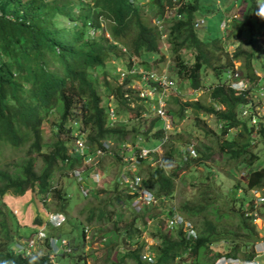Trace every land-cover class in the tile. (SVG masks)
Returning a JSON list of instances; mask_svg holds the SVG:
<instances>
[{"label": "trees", "instance_id": "obj_1", "mask_svg": "<svg viewBox=\"0 0 264 264\" xmlns=\"http://www.w3.org/2000/svg\"><path fill=\"white\" fill-rule=\"evenodd\" d=\"M78 1L81 3L79 6L73 0H0V152L4 147L15 148L16 154L20 150L25 151L23 160L10 161L0 166V264H54L49 254L23 255L12 249L18 240L15 239V224L3 208L1 198L7 193L23 195L29 189H38L46 194L57 170L63 166L73 168L82 164L83 158L70 152L71 132L75 124L73 121L83 125L88 132V142L93 145H101V140L106 139L122 142L129 135L136 139L140 133L146 137L153 136V139L164 135L165 123L160 117L154 119L147 130H143L141 125H133L132 129H128L125 124L110 126L107 116L108 95H116L115 102H118L119 107L121 103L127 104L132 94L127 86H131L135 79H143V74H127L121 84V73L116 72L117 61H126L128 69L133 64L131 58L137 56L143 60L138 65L143 67L148 63V53H159L158 41L162 34L157 25L152 24L149 13L160 19L166 6L174 5V1L90 0L87 4L83 3L84 0ZM205 2L206 0H187V4L179 8L183 13L182 19H164L169 30L166 43L175 59L179 60L178 66L176 65L178 75L189 82L190 88H204L202 81L210 68L216 78L214 85L207 88L210 102L205 103L200 99L187 101L179 110L180 116L183 118L186 110L193 109L197 120L201 122L199 113L205 111L206 114H214L222 126L219 131L205 126L206 134L216 142L217 147L188 144V147L182 149L177 144L181 141L177 135L176 138H169L160 162H156V155L139 159L137 165L140 171L145 170L142 164L145 165L148 171L145 170L147 184L160 198L171 197L175 192V173L168 172L167 167L175 162L178 166L185 164L188 169L201 165L208 167L215 151L226 156L232 163L227 171L228 175H240L239 170L246 168L245 173H248L244 179L247 180L248 188L264 185V166L254 167L258 161H264V155L256 148L257 143L264 145V121L258 123L257 120L253 124L247 117H241L242 105L251 101L247 96L248 92L238 94L225 85V69L233 68L235 59L242 61L248 78H257L254 72L255 43L256 37L262 32L251 28V25L256 21L264 26V9L259 8L260 3L256 0H245L247 6L242 12L243 18L235 19L233 29L241 37L246 33L250 46L246 49L240 45L230 55L223 42V33L219 30L220 17L213 28L194 27V20L203 12ZM255 15L258 17L254 18ZM103 21H108L110 37H105L104 34L91 35V30L102 28ZM203 30H206L205 33ZM122 47L127 51H122ZM186 49H192V64L188 63L183 53ZM112 60H116L114 64L117 75L114 84L110 81L111 74L107 69ZM260 69L264 72V63L260 65ZM102 73L104 77L101 76ZM171 77L175 80L172 75ZM101 88H104V93H101ZM146 100L150 101H143ZM130 109L131 107H127L126 110ZM147 110L152 111L151 107H147ZM51 113L56 116L53 126L56 140L49 143L45 140L44 123ZM233 128H237L238 132L232 135ZM40 156L43 157L44 165L38 173L35 166ZM220 174L213 166L208 167L204 173L205 178L200 177V180L209 183L199 192V202L190 204L187 201L179 206V212L195 222L197 239H187L181 228L176 231L166 228V231L161 226H154L156 230L153 237H159L162 245L149 246L150 256L154 259L153 262L149 261L144 250L146 242L142 238V233L147 228L145 218L148 216L157 220L160 212L165 211L152 212L153 208L144 207L141 213L137 212L128 206L133 196L122 188L126 195L119 194L116 198L119 204L133 211L134 218L125 226V233L117 226L115 236L116 239L124 236V240H129L126 243L136 244L137 247L125 251L124 248L120 249V244H116V241L112 245V229L102 235L106 237L104 243L109 246L104 249L103 258L102 255L98 257V251L93 249L92 256L101 259V264H215L214 261L222 255V251L212 245L226 238L233 245V250L227 256L239 257L243 253L247 257H242L251 258L253 252L246 250L244 254L242 249L249 248L255 241L262 239L252 216L246 215L251 210L240 208L239 200L233 197L231 190L229 195L232 199H225L224 208L220 209L215 200H211L217 189L215 199H223L222 191L216 186ZM210 180H215V183ZM117 186L120 187L119 182ZM240 186L241 183L236 184L237 188ZM66 192L64 188L54 190L53 196L61 202L59 208L62 210L69 207ZM92 210L90 223L95 215L94 209ZM173 210L171 208L165 213L166 216ZM99 214L102 218L106 210L102 209ZM118 216L121 218L120 214ZM138 220H143L142 228L136 226ZM117 222L116 220V225ZM84 230L80 231L78 238L85 237ZM113 248L119 249L117 260H112V254H107ZM80 259L86 257L80 254ZM179 259L183 261L180 262Z\"/></svg>", "mask_w": 264, "mask_h": 264}, {"label": "rangeland", "instance_id": "obj_2", "mask_svg": "<svg viewBox=\"0 0 264 264\" xmlns=\"http://www.w3.org/2000/svg\"><path fill=\"white\" fill-rule=\"evenodd\" d=\"M47 1H53V0H47ZM65 1V0H63ZM74 3L79 6L81 5L80 1L73 0ZM260 3L259 8L262 10L264 9V0H256ZM83 3H90V0H84ZM233 3V4H232ZM232 4L231 6H229ZM211 7L215 8V6L211 3H209ZM227 6H229V9L227 10ZM247 6V3L245 0H224L221 3V9L224 11L222 12L223 15L225 13H228V17L231 18L230 26H227L226 30L223 34V42L224 45H226V51H228V54L232 55V53L235 51V49L238 46H242L244 48H249L250 42H249V36L244 33V35L240 38V35L236 32V30L233 29L236 21L241 20L243 18L242 12L244 8ZM148 13V10H147ZM149 16L152 18V24H159V19H156L153 17L150 13ZM219 16V15H218ZM220 17V23L222 21V17ZM258 16H254V18H257ZM234 19V20H233ZM67 23V21H64ZM108 21H103L102 28L98 30H91V35H102L104 34L105 37H110V33L107 29ZM209 27H214V21L211 22V24H208ZM162 26L159 25V28ZM254 28L256 31L262 32L260 38H258V44L255 43V50H256V58H258V62L256 63V68L260 70V65L262 62H264V57L261 54V52L264 50V26L261 24V22H254V24L251 25V28ZM261 27V28H260ZM206 30H203L205 33ZM221 31V30H220ZM164 36L161 40L158 41L159 45V53H148L146 59H148V65L150 69L153 68H159V72L157 73V76L164 75L167 73L168 76L172 75L173 78L176 80V84L178 87V90L176 88L175 91L173 89L168 88V86L164 89V92L168 95L171 94L168 97V101H166V109L168 110V114L164 120V123L169 125L168 129V136L170 138H176L178 135L181 138V141H178V145L183 149L188 147V144H193L196 147L197 146H203L205 145H214V147H217L216 142L206 134V128L205 126L215 130L219 131L220 129V122L216 119V116L214 114H206L205 111H201L199 113V117L202 119L201 122L197 120V114L193 109L186 110L184 117L182 118L180 116L179 110L181 109L182 105H186V102L201 99L203 102L207 103L210 102V94L208 91V87L211 85H214L216 82V78L214 77V71L210 68L207 72V76L205 79H203L204 83V89L198 92H194L192 88H190L189 82L186 79H183L180 77L176 70V65L178 66V59H175V55L172 53L170 46L166 43V37L167 34L166 31H162ZM214 34V32H213ZM257 36V37H258ZM260 50H258V48ZM192 49L189 51L186 49L183 53L188 61L189 64L194 63V55L192 54ZM226 56V55H224ZM150 58H154L153 61H150ZM225 60H223L224 62ZM116 60H112L111 63L107 66V69H109L110 75V81L112 84L116 81V72H120L124 69V66L126 65V61L119 60L117 61V68L115 72L116 65L114 64ZM235 66H238L240 64V61L237 59L234 60ZM114 65V67H113ZM113 67V68H112ZM122 69V70H120ZM261 71V70H260ZM103 76V73L101 74ZM104 77V76H103ZM123 76L121 75L119 79V83H122L124 80L122 79ZM136 78V77H135ZM156 78V77H154ZM118 80V79H117ZM101 82H103V78L101 77ZM255 83L261 87L264 85V78L257 79ZM144 85H148V80H138L135 79L134 84L132 86V89L136 91L139 90L140 95H153L150 92L144 90L141 92L142 89H144ZM146 89V88H145ZM149 89V88H147ZM104 88H101V93H104ZM196 93V94H195ZM173 95V96H172ZM253 96H256V93L252 94ZM166 97V96H165ZM164 98V97H163ZM165 99V98H164ZM167 100V99H166ZM149 101H143L141 103V100L139 99L137 101V104L139 105V108L137 110H126L127 107L121 103V106L119 107L118 102H114L113 100H110L108 103L113 104L111 107L109 106V109L107 110V116L108 120H110V110L113 109L115 113L118 110L119 115L126 118L129 122V125L132 126L137 123V125L143 126V130H147L152 121L159 116L156 112H152L147 110V107H149L148 104ZM118 106V109H117ZM156 106H154L155 108ZM172 110V112H170ZM140 113V114H139ZM175 113H178L177 115H174ZM262 111L260 114H263ZM263 117V116H262ZM56 121V116L51 113L49 117L47 118L46 122L44 123V135L46 142H52L56 140L54 136V123ZM260 123V122H259ZM54 128V129H53ZM232 135L234 132L237 133V129H232ZM255 137H257L256 132H254ZM143 137V144L145 140L148 144H152L155 142V139H153V136H150L149 138L145 136ZM152 137V138H151ZM63 138V137H61ZM65 138V137H64ZM66 139V138H65ZM135 140V138H133ZM128 141H131L129 139ZM115 144L113 148L116 151H121L119 149V145L117 142L113 141ZM262 143V142H261ZM72 144V143H71ZM159 145V144H158ZM72 149V147H70ZM257 151L264 155V145L263 143H257ZM165 150V149H164ZM128 155H132L129 151L123 150ZM162 151V148L159 149V152ZM23 154H25V151L20 150L16 154V149L12 147H4L2 152H0V166H4L6 163L14 160L20 159L23 160ZM125 155L122 159L115 158L114 156H106L101 164L99 165V170L102 173V178L98 182L97 186L93 185L91 183V180L87 176L85 178V182L79 183L78 179L75 178V174H73L72 170L69 169L66 166H63L61 170L57 171L54 176V186L59 189H65L69 193L72 194V197L69 198V207L66 209L68 211H65L67 214V221L65 222V225L58 230H61L60 233L63 237H65L68 241L70 239L72 246L75 245L78 247V250H74L73 254H69L70 252H65L67 250H71L72 246L69 245V248L62 247L60 249L56 247V252H59V254L56 255L55 260L59 262L60 264H85L83 259H80V254L83 257H86V264H101L102 260L96 259L94 256H92L93 251H98V257L102 255L104 249H107L109 247L106 243H104L105 238L101 237L103 233L111 231L113 229V241L111 242L112 245H114V242L116 241V244H120V249L124 248L123 250H133L136 244L126 243L127 241L124 240V236L120 237L123 240H117L120 239L119 237L116 239L117 236L115 234L117 231V226L122 229V231L125 233V226L127 223L132 221L134 218L133 211L130 210V208L135 207V203L131 201L129 203V207L121 205L118 203L117 195H126L124 192V189L121 187L115 186L112 182V180L126 175V173L129 174L130 170L129 168L133 165V162L135 159L130 158L128 155ZM159 154V153H158ZM159 155V159L156 162H160L161 155ZM178 158V157H177ZM215 161V162H213ZM154 162V163H156ZM212 164V165H211ZM211 164H208V167L213 166L214 170H217L221 172V174L218 177V181L216 183V186L219 187V189L223 193V199L219 197V199L216 198L217 190H214V194L211 196V200H215V203L221 207L220 209L225 207V199L231 200V196L229 195V192L231 190L233 197L235 196L237 198V201L239 200V206L240 208L244 209L245 206L248 209L249 203L252 199V195L249 191L244 189L242 187V190L240 191L239 188L236 187V183L240 182V179L242 178V175L234 178L230 177L228 178L227 171L231 168L232 163L230 160L222 155L219 152L214 153L213 159ZM44 160L43 157L40 156L38 161L36 162L35 169L38 173H40L43 169ZM89 166V164H83V168ZM144 169L147 171L145 168ZM177 163L175 162L171 167H167V171L172 173L174 172V179H175V192L171 197H162L161 199H158V203L155 205L156 208H154L153 211H165L160 212L159 219L154 220L146 216L145 220L148 221V227L146 230L142 233V238L145 239L146 245L144 247V250L146 252V256H149L151 251L149 250V246H161L162 242L159 237H153V232L156 230L154 226H161L163 229L167 231V226H165V218L166 214L171 207H175L177 211H179V206L183 204L184 202L189 201L190 204H195L196 202H199V192H202V189L205 188L209 182H204L203 179L200 180V177H204L205 171L208 169V167L201 165L197 166L196 168H190L185 164L179 165L177 167ZM260 166H264V161H258L257 165H255V168H260ZM135 169V167H133ZM246 169V168H245ZM140 169L137 166V171L140 172L143 177L146 178V171ZM148 172V171H147ZM104 173V174H103ZM89 175V174H88ZM192 175H195V178H192ZM75 176V177H74ZM202 177V178H203ZM205 178V177H204ZM239 180V181H238ZM215 183V180H210ZM147 182V181H146ZM148 183V182H147ZM205 183V184H202ZM114 185V186H112ZM149 185V184H148ZM88 186V187H87ZM95 188L96 190L90 195V196H84L82 193V190L80 188ZM153 191V190H152ZM87 190L84 192L86 193ZM213 192V191H210ZM208 196V195H207ZM45 202V206L49 210H58L60 209L61 202H58L52 195L49 196ZM226 197V198H225ZM229 198V199H228ZM198 199V200H197ZM1 202L3 203V208L6 210V212L9 215V218L13 220V224H15V232L19 237H17L19 240L23 238H28L32 235V233L35 232L36 224L35 219L38 218V216L44 217L46 215L45 206L42 203V193L38 189H30L28 190L24 195H14L12 193H7L5 197L1 198ZM238 206V203H237ZM95 211V215H93V220L91 223L89 222V218L92 216L93 210ZM102 209L106 210L105 216L101 218V215L99 214V211ZM163 213V214H162ZM181 213V212H180ZM260 213L264 216V208H260ZM118 214L121 215V218H119ZM183 216L184 214L181 213ZM186 218H188L186 216ZM234 218V216L232 217ZM189 219V218H188ZM118 221L117 225L115 224V221ZM191 220V219H189ZM237 220V218L235 219ZM234 220V221H235ZM192 224L195 225V222L191 220ZM74 223V224H72ZM143 220H138L136 224L142 225ZM256 228L260 232V236L262 237L264 232L262 233V230L264 229V219L258 218L256 220ZM235 224V223H234ZM85 225V228L87 229L85 238H78L80 234V231L82 229L81 226ZM52 233V229H51ZM71 233V235H69ZM245 233V232H242ZM58 232L56 233V235ZM116 239V240H115ZM264 243V241H261L258 244V248L261 250V243ZM60 243V242H59ZM232 242H229L228 239L225 238V240H222L214 245L212 247L219 249V251H222V253H227L232 251L231 248ZM67 244V243H66ZM65 246V245H64ZM233 246V245H232ZM46 246L43 245V243H40L38 246L39 251L41 252H47ZM93 249V251H91ZM117 248H113L110 251H107V254H112V260H117V257L119 256ZM122 250V251H123ZM243 254V253H241ZM240 254V255H241ZM189 255H187L188 258ZM103 258V255L101 256ZM223 258L220 260H217L215 264H228V262H221ZM180 262L183 261V259H179ZM188 262V261H185ZM189 263V262H188ZM130 264V263H125ZM132 264V263H131Z\"/></svg>", "mask_w": 264, "mask_h": 264}, {"label": "clouds", "instance_id": "obj_3", "mask_svg": "<svg viewBox=\"0 0 264 264\" xmlns=\"http://www.w3.org/2000/svg\"><path fill=\"white\" fill-rule=\"evenodd\" d=\"M173 1H174V5L168 4L166 6V10H165V13H164L163 17H161L158 20L159 24H157V23L155 24V25H157L158 28H159V25L162 26L161 28H159L160 31H161V34H162L161 39L164 36V34L162 32L163 30L166 31V33H169V30H168V28L166 27V25L164 23V19H170V21H173L176 18H178V19H182L183 18V13H181L179 11V8L181 6L187 4V0H173ZM222 1H224V0H206L205 4L203 5V8H202L203 12L199 13V15H197V17L194 20V27L196 29H209L208 24H211V22L214 21V25H215L216 22L218 23L219 16H221L222 17V21H221V23H219V27H220L219 30H221V32L224 34V31L226 30L227 26H230L231 18L228 17L229 16L228 13H225V15H223L222 12H224V11L221 9ZM209 3H211L212 6L214 5L215 8H213L210 5H208ZM228 7L229 6H227V10L229 9ZM155 18L158 19L157 17H155ZM225 20H229V21H228L227 25L224 28H222L221 24ZM198 22L199 23L202 22V23L200 25H197ZM167 36H168V34H167ZM258 38H260V36L256 37L257 44H258ZM166 39H167V37H166ZM223 39H224V37H223ZM257 48H258V50H260L259 47H257ZM122 51H127V49L122 47ZM261 54L264 57V50L261 52ZM153 59L154 58H150V61H153ZM131 61L133 63L132 67L127 69L126 65H125L123 70L120 69V70H122V71H120L121 75H122L123 72L125 73V75H127V74L128 75L129 74H137V73L141 74L142 73L143 74V79H147V80H149L151 82V84L144 85V89L145 88L151 89V88H153V85H157L158 88L156 89V93L153 96H151V95H142L141 96L139 90L135 92V90L132 89V86H133L134 83L131 86H127V87H130V89L132 90V94L128 98L127 104L125 106L126 107H131L130 110H137L139 108V105L137 104V101L139 99L141 100V103H143L144 99H149L150 101L148 102V104H149V107H151L152 112H156L157 115L161 119L165 120V118H166V116L168 114V110L166 109V101H168V97L171 94L167 95L164 92V87H163L161 81L163 79H168L169 81H171L172 83L169 85L168 88H171V89H173V91H175L176 88L178 90V87H177V84H176V80H172L171 79L172 78L171 75L168 76L167 73H165L164 75L157 76V73L159 72L158 71L159 68L150 69V67L148 65H146V63H145V65H143V67H140L138 64L141 63V61H143V60L141 58L137 57V56H133L131 58ZM239 61H240V64H238V66H235V63H234V67L233 68H226L225 69L226 73H227L225 85L228 88H231V89L235 90L238 94L247 93L248 92L247 96L250 98L251 101L249 102V104L242 105V111H241L242 115H241V117H247V119H249L250 122L253 123V124H255L257 122V120H258V123H259L260 121H264V113L260 114L262 111L264 112V85L259 87L255 83V81L257 79L264 78V72L260 71L261 69L258 70L256 68V63H259L258 62L259 61L258 58H256V61L254 62L255 63L254 72H255L257 78H255L254 80L251 79V78H248L246 76L244 70H243L242 61L241 60H239ZM263 63L264 62H262L261 64H263ZM261 64H259V65H261ZM121 75L119 76V79H120ZM125 75H122L123 76V78H122L123 80L125 79L124 78ZM154 77H156V78H154ZM143 79H138V80H143ZM121 84H123V82ZM203 85H204V83H203ZM203 89L204 88L193 89V90H194V92H198L199 90L202 91ZM253 93H256V96H253L252 95ZM108 98H109V101L110 100H113L114 102L116 101V95L113 94V93H109ZM196 100H198V99H196ZM160 101L164 102L163 108L165 110V117L160 115L158 113V111H157L158 108L160 107ZM113 104H109L108 103V105L110 107ZM154 106H156V107L154 108ZM128 122L129 121L126 118H124L123 116L121 118V116L118 113V110L115 113V118L114 119L110 115L109 125L112 126V127H117V126H120L121 124H125L128 129H132L133 125L130 126ZM73 123H75V124L73 125V127H72L73 130L71 132L72 144H71L70 147H72V149L70 148V152H71V154L79 155L80 157H82L83 158V162H82V164L76 165L73 168H69L68 166H66V167H68L69 169L72 170L73 174H75V176H76V177L75 176L74 177L78 179L79 183L85 182V178L87 176H92V178L91 177H88V178L91 180V183L93 185L97 186L98 182L102 178V173L98 169L99 165L102 162V160L106 156H110V155L114 156L116 159L117 158L122 159L127 154V153H125L123 151L125 149L126 151H129L132 154V155H128L127 154V155L130 158L135 159V161L133 162V165L129 168V170H130L129 174L126 173V175L120 176V177L112 180L113 184L115 186H117L118 182H119L120 187L124 188L127 193H129V194H131L133 196L131 201L135 202L136 195L130 192V190L128 188L127 181L133 179L136 176H139L142 179L143 186L145 188H147L148 190H150L155 195V197L157 198L156 204L158 203V199H161V198L159 196H157L155 191L153 189H151V187L147 184V182H146L147 179L145 180V177H143V175L140 172L137 171V166H138L137 163L139 162V159H141V158L147 159L150 156H155L156 155V156H158V158H156L158 160L159 156H160L159 155L160 153H162L161 155L163 156L165 145L168 142V140H170L169 139L170 137L168 136V129H169V125L168 124L165 123L164 135L161 136L159 139L154 138L155 141H156V143L153 142L154 144L153 143L152 144H148L146 140H145V142L143 144L142 143L143 142V137H141V136H144V135H142L140 133L135 140H133L132 136L129 135L122 142L116 141L115 139H106V140H101V142H102L101 145L100 144H96V143H94V145H93L90 142H88V138H87L88 132L86 130H84L83 125L82 124L79 125L75 121H73ZM134 125H137V123L134 124ZM221 126H222V124L220 123V127ZM235 129H237V128H235ZM231 132H233V131L231 130ZM237 132H238V130H237ZM234 133H236V132H234ZM147 138H149V137H147ZM129 139H131V141H128ZM79 141L83 142V146H80ZM113 141L118 143L119 149L121 151H116L113 148V146L115 144ZM191 145H193V144H191ZM160 148H162L161 152H159ZM144 149H148L149 150L147 154H144V152H143ZM195 154H196V152H195ZM66 161H67V159H66ZM83 164H89V166L83 168V167H81V166H83ZM133 167H135V169H133ZM61 169H59V170H61ZM59 170H57V171H59ZM245 171H246V169H240L239 170V174L240 175H236V176L239 177V176L242 175V178L240 179V182H239V183H241V186L239 187V190L241 191L242 187H243L244 189L249 191L251 193V195H252L251 201L247 202V203H249V208L247 209L246 206H245L244 210H246V211L247 210H251V211L247 212L246 215L252 216V221H253V223H255L258 218H260V217L263 218L261 216L260 212H259V209L264 206V185L262 187H255V188H251V189L248 188L247 180L244 179V177L247 175L248 172L245 173ZM56 172L54 173V176H55ZM54 176H53V179H54ZM236 176L235 175H233V176L228 175V178H230V177L237 178ZM146 178H147V175H146ZM53 179H52V183H51L52 185H51L49 191L46 194H42V203H43L44 206H45V202L44 201H46L48 198H50L49 197L50 195L53 196L54 195V190L57 189L54 186ZM236 184H238V183H236ZM114 185H112V186H114ZM80 189L82 190V193H83L84 196H90L96 190L95 188H83V187L80 188ZM86 190H87V192L84 193ZM66 194L68 195L69 198L72 197V194L69 193L68 191L66 192ZM5 195L3 196V198L5 197ZM138 205H135V207L133 209H135L139 213L142 212L144 207H151L153 209L156 208L155 205H146V204H138ZM137 206L139 208H137ZM171 208L174 209L173 212H171L166 217L171 216L175 211H177L175 207H171ZM45 211H46V215L44 217L38 216V218L35 219L36 229H35V232L32 233V235L30 237L23 238V239L19 240L17 238L19 236L16 233V238L15 239H18V240L15 241L12 249L16 253H19V254L22 253L23 255L49 254L50 257H51V260L54 262V264H60L59 262H57L55 260L56 255L59 254L60 249L62 247H64V249L65 248L68 249L69 245L72 246L70 239L68 241L60 233L61 230H58V228H60V227L63 228V226L65 225V222L67 221V214L65 213V211H68V210H62V209L49 210L45 206ZM177 212H179V211H177ZM184 218L186 220H188L192 224L191 220H189L186 217H184ZM39 220L41 222H39ZM147 223H148V221H147ZM137 225L138 224H136V226ZM255 225H256V223H255ZM165 226H167L166 220H165ZM81 227H82L81 231H83V229H85L84 231H85V234H86V232H87L86 230L87 229L85 228V225L84 226L82 225ZM142 227H143V225H139V228H142ZM192 227L196 231V236L195 237L189 236V233H188L189 231L187 229H184L183 226H178V227L176 226V227H173V228L167 226V229H172V230L176 231L177 229L181 228L183 230V232H184V234H185L187 239H189V238L197 239L198 230L196 229L195 225H193V224H192ZM51 229H52V233H51ZM57 232H58V234L56 235ZM262 233H263V231H262ZM258 235L260 236V232L258 233ZM101 237H103V236H101ZM261 238L262 239H259V240L255 241L253 244H251V247L242 249V250H244V254L246 253V250L249 253L253 252V256L251 258L242 257V256H246V255H243V254H241V256H239V257L227 256V253H228L227 252L225 254L222 253V255L220 257H217V259L214 261V263L217 260H220L221 258H223L221 262H228V264H264V243L262 242L261 243L262 246L260 247L261 250H263V251L260 252V249L258 248V244L261 241H264V234H263V236ZM128 241L129 240H127V242ZM104 242H105V240H104ZM40 243H43V245L47 247L46 248V250H47L46 253L39 251L38 246L40 245ZM55 245L59 249V252H56L57 249H56ZM73 247H76V246L73 245L72 248ZM74 250L75 251L78 250V247H76V249L67 250L65 252H67V253L70 252L69 254H73V252H75ZM145 256H146V252H145ZM147 257H148L149 261H152V262L154 261L153 257H151L150 255L147 256ZM83 260H84V263H86V259H83Z\"/></svg>", "mask_w": 264, "mask_h": 264}, {"label": "built area", "instance_id": "obj_4", "mask_svg": "<svg viewBox=\"0 0 264 264\" xmlns=\"http://www.w3.org/2000/svg\"><path fill=\"white\" fill-rule=\"evenodd\" d=\"M229 20H225L222 22L221 27L224 28ZM202 22H198L197 25H200ZM122 75H125V73L123 72ZM164 89L172 83L171 81H169L168 79H163L161 81ZM148 84H151V82L148 80ZM158 88L157 85H153V88L151 89H142V91L146 90L148 92H150L151 94L155 95L156 93V89ZM147 95V94H146ZM151 95V96H153ZM164 106V102L160 101V107L158 108V113L160 115H162L163 117H165V110L163 108ZM110 115L111 117L114 119L115 118V112L113 109L110 110ZM80 146H83V142L79 141ZM148 149H144V154L148 153ZM128 184V188L130 190L131 193L136 195V199H135V204H146V205H155L157 202V198L155 197V195L148 190L147 188H145L142 184V179L139 176L134 177L131 180L127 181ZM139 206V205H138ZM137 206V208H139ZM166 223L168 227H178V226H183L184 229H187L189 232V236H196V231L194 230V228L192 227V224L186 220L179 212L175 211L171 216L166 217Z\"/></svg>", "mask_w": 264, "mask_h": 264}, {"label": "crops", "instance_id": "obj_5", "mask_svg": "<svg viewBox=\"0 0 264 264\" xmlns=\"http://www.w3.org/2000/svg\"><path fill=\"white\" fill-rule=\"evenodd\" d=\"M154 143H156V141H155ZM154 143H153V144H154Z\"/></svg>", "mask_w": 264, "mask_h": 264}]
</instances>
